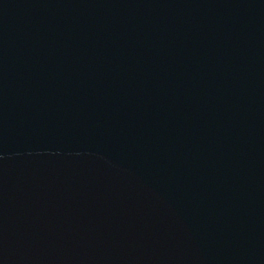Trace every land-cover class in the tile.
Listing matches in <instances>:
<instances>
[{
  "label": "water",
  "instance_id": "95a60500",
  "mask_svg": "<svg viewBox=\"0 0 264 264\" xmlns=\"http://www.w3.org/2000/svg\"><path fill=\"white\" fill-rule=\"evenodd\" d=\"M0 264H264V0H0Z\"/></svg>",
  "mask_w": 264,
  "mask_h": 264
}]
</instances>
